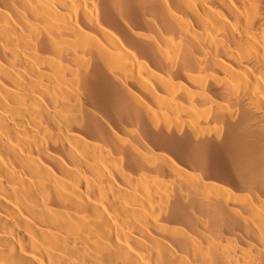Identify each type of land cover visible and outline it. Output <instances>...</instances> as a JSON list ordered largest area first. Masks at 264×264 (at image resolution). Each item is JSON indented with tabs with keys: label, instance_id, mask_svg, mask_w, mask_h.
<instances>
[{
	"label": "bare ground",
	"instance_id": "bare-ground-1",
	"mask_svg": "<svg viewBox=\"0 0 264 264\" xmlns=\"http://www.w3.org/2000/svg\"><path fill=\"white\" fill-rule=\"evenodd\" d=\"M0 264H264V0H0Z\"/></svg>",
	"mask_w": 264,
	"mask_h": 264
}]
</instances>
